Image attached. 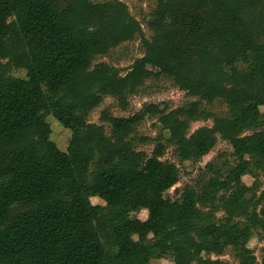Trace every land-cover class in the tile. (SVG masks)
Listing matches in <instances>:
<instances>
[{
  "label": "trees",
  "instance_id": "trees-1",
  "mask_svg": "<svg viewBox=\"0 0 264 264\" xmlns=\"http://www.w3.org/2000/svg\"><path fill=\"white\" fill-rule=\"evenodd\" d=\"M145 23L149 38L120 0H0V264H150L167 256L173 264H229L210 258L227 248L240 264H264L247 247L252 236L264 239V189L237 196L243 176L264 173V0H158ZM134 39L144 53L123 74L94 64ZM158 77L198 106L102 112L108 134L86 121L105 97L126 110L128 97ZM214 101L225 115L198 109ZM47 116L70 129L66 151L50 140ZM147 116L180 162H198L221 139L234 166L172 199L179 170L161 160L163 144L148 154L131 141ZM209 118L211 126L191 132ZM220 193L216 218L207 210ZM141 210L144 220L133 215ZM189 224L196 230L187 232Z\"/></svg>",
  "mask_w": 264,
  "mask_h": 264
},
{
  "label": "rangeland",
  "instance_id": "rangeland-1",
  "mask_svg": "<svg viewBox=\"0 0 264 264\" xmlns=\"http://www.w3.org/2000/svg\"><path fill=\"white\" fill-rule=\"evenodd\" d=\"M92 3H101L109 0H90ZM127 5L129 13L140 22L144 36L149 38L151 33L146 27V20L149 13L154 9L158 0H120ZM144 53V48L139 39H134L130 42H125L111 49L106 56L97 57L95 63H107L120 69L123 74L128 67L132 65L135 59L141 57ZM11 75L17 78H24L23 70H12ZM198 99L187 96L183 91L179 90L172 81L163 78H152L147 80L144 85L127 99L128 107L126 110H121L117 102L111 97H105L98 107L93 109L86 117L88 123L103 125L108 134L109 126L100 121L102 112H107L112 116L127 117L139 111L144 104H166L169 109H175L180 106L187 105L191 110H194L198 105ZM200 111L204 110L214 116H222L227 112V107L220 101H214L211 104H199ZM230 117H237L236 111L230 112ZM45 121L50 127V140L55 143L60 151H66L68 142L71 136L70 129L62 126L60 122L52 116H47ZM211 118L198 121L191 125V132L199 127L211 126ZM147 139L141 142L140 139ZM168 134L162 131L157 122L156 117H145L136 126L135 135L132 137V144L137 150L145 151L150 154L154 147L161 143L164 146V152L161 160L168 161L176 165L179 170L178 182L173 186L168 194L172 199H179L180 194L185 188H193L198 190L202 184L206 183L210 177L218 173L226 175L230 168L234 166V158L230 145L218 139L215 147L198 162H180L175 153V147L168 141ZM212 163V169L206 168V165ZM243 188L238 191L237 196L243 198L247 190L256 185L258 187L257 195L264 189V173H258L257 176L245 175L242 177ZM233 190V189H232ZM191 194V198L194 197ZM224 193L216 196L214 204L208 208V214L219 218L223 216L220 210V203ZM90 202L94 205H104V202L99 198L92 197ZM206 211V210H205ZM140 220H144L147 216L146 211H139L133 214ZM187 232L196 230L195 226L189 224L185 227ZM247 247L251 249L256 256L258 263L262 262L264 255V239L259 240L257 236H252L247 243ZM199 255L194 253V257ZM207 257V256H204ZM211 259H219L229 264H240L234 256L231 248H227L222 255L216 257L210 256ZM150 264H173L170 256L163 259L151 260Z\"/></svg>",
  "mask_w": 264,
  "mask_h": 264
},
{
  "label": "crops",
  "instance_id": "crops-1",
  "mask_svg": "<svg viewBox=\"0 0 264 264\" xmlns=\"http://www.w3.org/2000/svg\"><path fill=\"white\" fill-rule=\"evenodd\" d=\"M143 211H145V210H143Z\"/></svg>",
  "mask_w": 264,
  "mask_h": 264
}]
</instances>
